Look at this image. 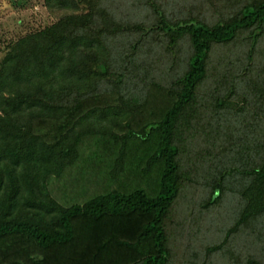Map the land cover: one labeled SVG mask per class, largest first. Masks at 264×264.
I'll return each instance as SVG.
<instances>
[{
	"label": "trees",
	"instance_id": "trees-1",
	"mask_svg": "<svg viewBox=\"0 0 264 264\" xmlns=\"http://www.w3.org/2000/svg\"><path fill=\"white\" fill-rule=\"evenodd\" d=\"M108 1L45 0L61 11L56 22L21 36L19 50L2 63L0 239L18 234L44 249L70 246L79 218L91 220L90 231L96 221L145 216L137 237L122 243L141 253L137 264H169L174 208L199 179L206 180L211 202L229 193L238 198L225 241L264 229V0H197L177 15L167 0H143L152 21L134 22L118 18ZM151 34L185 48L181 72L164 87L167 104L155 119L118 134L109 126L129 114L122 103L136 102L128 89L119 86L113 103L87 104L111 83L127 85L125 70H117L118 39L130 44V60ZM40 123L57 126L54 139L40 132ZM88 135L109 136L121 159L133 150L147 186L59 201L52 180L77 163Z\"/></svg>",
	"mask_w": 264,
	"mask_h": 264
},
{
	"label": "rangeland",
	"instance_id": "rangeland-1",
	"mask_svg": "<svg viewBox=\"0 0 264 264\" xmlns=\"http://www.w3.org/2000/svg\"><path fill=\"white\" fill-rule=\"evenodd\" d=\"M143 2L109 0L107 4L118 18L132 22L152 21ZM167 3L169 12L177 15L187 12L186 8L196 5L197 0H167ZM60 14L61 11L50 9L45 0H0V68L19 50L17 43L21 36L50 26ZM144 36V42H139L138 54L130 60L126 59L133 52L130 44L121 38L117 41V70H125L127 85L113 87L115 85L111 83L109 91L102 92L99 99L94 98L87 104L103 106L106 102L113 103L119 86L124 91L128 89L136 102H131V107L119 100L115 102L122 103L121 108L129 112V119L126 117L118 125L109 126L118 134H124L129 128L139 129L156 118L160 108L167 104L164 87L181 72L185 57L183 46L170 48L154 41V34ZM138 37L133 34L132 39ZM243 116L249 118L248 114ZM240 121L245 122L241 118ZM230 128L232 133L237 129L234 125ZM38 129L51 140L57 126L40 123ZM94 137L88 135L84 138L77 163L67 168L61 177L52 180L54 196L66 205L84 202L90 196L112 188L126 191L134 186H147L149 177L135 167L133 150L127 151V156L121 159L119 147L107 141L109 136H102L104 139L100 135ZM199 180L200 183L192 185L174 208L169 223L172 253L169 264H250L251 258L264 264V229L258 227L249 236L243 232L234 233L225 241L227 229L237 218L238 198L229 193L219 202H211L206 180ZM148 219L138 215L123 219L113 217L94 222L97 228L86 231V224L91 220L79 218L75 220L79 232L73 244L48 249L18 234L9 235L0 239V264H137L141 253L127 248L122 241L134 240ZM215 244L223 245L220 249H211Z\"/></svg>",
	"mask_w": 264,
	"mask_h": 264
}]
</instances>
